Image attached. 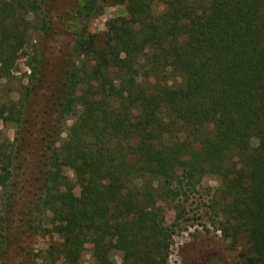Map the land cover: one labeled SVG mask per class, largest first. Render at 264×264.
Listing matches in <instances>:
<instances>
[{"label": "trees", "instance_id": "1", "mask_svg": "<svg viewBox=\"0 0 264 264\" xmlns=\"http://www.w3.org/2000/svg\"><path fill=\"white\" fill-rule=\"evenodd\" d=\"M46 2L9 0L12 12L0 24V90L12 77L14 48L51 28ZM110 6L125 14L108 33L69 25L72 51L45 107L51 117L30 123L38 129L32 152L43 164L23 203L9 193L17 188L19 148L0 128V254L13 234L41 230L61 237L59 264L79 263L81 240L94 247V264H115L114 250L119 264H164L174 236L194 226L182 216L212 177L217 187L197 205L232 249L244 241L243 264H264V0H82L76 16L96 17ZM29 66L23 107L39 72ZM127 79L129 97L119 90ZM174 87L185 91L180 100L160 99ZM77 106L101 108L103 120L77 115ZM168 210L175 219L162 229Z\"/></svg>", "mask_w": 264, "mask_h": 264}, {"label": "rangeland", "instance_id": "2", "mask_svg": "<svg viewBox=\"0 0 264 264\" xmlns=\"http://www.w3.org/2000/svg\"><path fill=\"white\" fill-rule=\"evenodd\" d=\"M82 0H47L44 7L47 18L51 21V28L48 32L35 34L34 39L30 42H20L15 48L16 62L12 69V77L8 80L6 89L0 90V99L6 105V108L0 112V128L4 139L12 142L16 148H19V155L15 160L14 177L17 180V188H9L12 199L23 203L24 200H30L33 191L37 189L35 177L40 176L42 160H36L32 150L37 145L34 142L37 127L30 124L35 119H49L51 113L46 109V104L52 96L50 94L56 91L58 84L62 81L66 69L67 58L72 51L73 35L69 25L78 27L85 25L90 32L108 33L113 30V21L116 17L124 15L123 6H110L96 17L86 18V16H76ZM163 5L158 2L154 3V10L162 11ZM12 12L9 0H0V24L5 17ZM74 17V19H72ZM70 19V21L68 20ZM75 36V35H74ZM33 57H36L33 60ZM39 68V72L31 81L35 84L29 102L24 107L19 102L20 94L24 91L21 85H26L30 80L29 62ZM134 76V75H133ZM132 76V77H133ZM40 80V82H39ZM120 92L129 97L134 93V88L130 79L119 86ZM185 94L181 87H174L167 95L160 99L174 102L180 100ZM53 98V97H52ZM24 112L23 124L20 127L15 125L18 114ZM77 115L81 117H92L95 120L102 121L104 112L101 108L86 106L76 107ZM72 123V120L66 121L65 128L60 135L61 139L66 136V129ZM34 151V150H33ZM40 164L41 166H38ZM67 176L72 179V185L76 196L81 193V187L74 182V176L70 170H66ZM217 181L212 177H205L202 180L199 193L195 195L194 201L189 211L183 215V219H194V226L186 231H181L173 238V244L170 247L169 254L164 264H243L239 256L244 241H240L236 249H232L227 240L222 237L219 230L210 223L209 213H204L203 204L198 206L200 201H206V191L215 189ZM4 196V195H3ZM0 189V202L3 198ZM1 204V203H0ZM2 210V204L0 205ZM3 212L0 211V219ZM199 215V216H198ZM203 215V216H202ZM198 217H201L198 219ZM174 213L169 211L163 217L161 222L162 229H168L174 222ZM15 222H18L15 218ZM19 235L13 238L14 235ZM13 234L12 237L4 243L5 253L0 254V264H26L29 262L27 253L31 252V263L29 264H59L61 256L55 253L56 245L61 242V237L54 232L36 231L31 236L26 234ZM26 248L27 252L18 250V246ZM81 252L78 264H94L93 252L94 247L91 243L81 240L77 243ZM121 254L114 250L112 259L115 264L120 263Z\"/></svg>", "mask_w": 264, "mask_h": 264}]
</instances>
